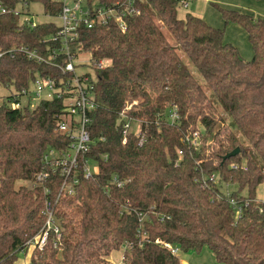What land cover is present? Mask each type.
<instances>
[{
    "label": "trees",
    "instance_id": "1",
    "mask_svg": "<svg viewBox=\"0 0 264 264\" xmlns=\"http://www.w3.org/2000/svg\"><path fill=\"white\" fill-rule=\"evenodd\" d=\"M179 1L135 0L138 13L126 17L125 30L114 20L79 29L71 52L110 64L95 69L87 125L93 143L78 156L73 194L61 192V167L36 181L47 167L44 155L70 144L58 130L68 95L12 106L38 76L55 78L64 91L70 73L20 51L47 57L61 47L51 40L59 25L32 26L22 13L0 12V85L18 92L0 103V264H15L35 241L49 203L61 238L51 228L43 249L34 245L32 264H115L109 258L119 250L123 264H182L164 243L208 248L223 264H264V202L257 199L264 182V18L219 7L226 24L245 29L253 50L246 59L223 29L190 12L180 17ZM31 3L51 16L62 8L55 0H0V9ZM135 100L129 115L141 127L125 136L120 113ZM88 160L99 167L90 178ZM224 183L237 189L228 193Z\"/></svg>",
    "mask_w": 264,
    "mask_h": 264
},
{
    "label": "built area",
    "instance_id": "2",
    "mask_svg": "<svg viewBox=\"0 0 264 264\" xmlns=\"http://www.w3.org/2000/svg\"><path fill=\"white\" fill-rule=\"evenodd\" d=\"M62 3L61 10L54 16L61 20L59 25V31L56 36L52 37V41H60L61 47L59 49H53L46 57L41 55L36 50H31L28 47H21L20 51L29 56L30 59L36 60L39 63L51 62L57 65L64 73H70L72 77L62 81L63 90L57 85V80L52 77L38 76L31 84L30 88H23L19 93V100L12 103L14 108H19L24 104L30 102L33 106L34 101L38 97H42L43 94L48 96L61 97L64 93L68 95L66 99V113L62 114L58 120V130L66 135L70 139V144L66 150H49L44 155V162L47 164L40 173L36 175L37 182H44L49 174L50 170L55 172L58 167H61L60 174L63 177L61 192L67 194H73L75 192V185L78 183L76 177H72V174L78 169V156L82 153H88L91 150L93 139L89 133L87 125L90 122L89 111L95 108V101L92 89L94 87V81L96 79L95 69L103 68L110 64L109 60L100 61L98 64H92L91 72L79 71V66H84L85 61H80V56L85 53L78 50L77 52H71V44L78 38L79 29L82 26L91 28L96 24H107L111 20L117 22L122 30L126 28L125 19L129 15L137 14L138 7L135 4V0H127L125 3H115L113 5H100L96 2L87 3L85 0H73V3H69V0H55ZM190 0H180V6L183 8L189 7ZM22 7H27L26 4L18 8H1L0 12H12L14 14H24V18L32 26H36L38 22L29 19L26 16V12L22 10ZM50 15V14H47ZM51 16V15H50ZM58 25V24H57ZM1 56V53H0ZM63 62L59 61V58ZM54 62V63H53ZM138 101L129 102L126 104L124 110L120 113L121 118L124 120L123 130L126 136L132 130H136L139 133L141 122L138 123L139 128L133 129L135 120L130 117L129 111L137 104ZM176 117L172 115V119ZM143 139L140 140V143ZM182 152L180 151V154ZM106 157V156H105ZM91 160L87 161L84 173L86 178L93 177L98 173V164L96 169H92ZM208 179L212 182H216V174L209 175ZM113 184L118 187L123 185V181L118 179L117 175H113L111 180ZM231 204L236 208V215L241 212V207L237 204L235 199H231ZM46 227L35 238L33 245H37L39 249H43L49 235V230L54 228L60 240L59 228L55 224L53 212L50 203L46 207ZM164 243L163 241H158ZM167 248L171 250L174 255H178L179 248L170 244L164 243ZM57 246V243L55 244ZM123 261V256H122Z\"/></svg>",
    "mask_w": 264,
    "mask_h": 264
},
{
    "label": "rangeland",
    "instance_id": "3",
    "mask_svg": "<svg viewBox=\"0 0 264 264\" xmlns=\"http://www.w3.org/2000/svg\"><path fill=\"white\" fill-rule=\"evenodd\" d=\"M69 3L72 4L73 0H69ZM189 4V8H183L180 6V17H184L189 12L206 15L208 20L204 19L202 16L200 17H202L211 26L223 29L224 36L227 41H231V43L233 42L238 47L242 55L244 51H247L248 53L251 52V56L248 59L252 58L253 50L248 41L245 29L235 23L226 24L219 7L239 9L242 12L264 18V0H190ZM22 10L27 13L26 16L29 19L36 22L52 21L58 25L61 24V20L59 18L45 14L44 7L41 3H31L29 7H22ZM79 60L85 61L84 66H79V71L91 72L90 53H83ZM191 69L195 71L193 66H191ZM11 92L18 94V92L15 91L13 85L10 87L0 85V103H2V101L5 99L4 96L10 94ZM46 96H48L47 93L43 94L42 97L36 98L34 103H37L41 98ZM220 110H222V108H220ZM138 125L139 124L135 122L133 129H138ZM245 145H247V143ZM90 165L92 169L97 168V164L95 162H91ZM31 185L32 183H29V186ZM236 189V184L224 183V190H226L228 193ZM243 193L244 191L242 194ZM257 199L264 202V182L257 187ZM33 247L34 245L31 244L25 251L19 252L15 260V264H32L30 257ZM122 254L123 250L115 251L112 253L109 259H111L115 264H123ZM178 257L181 263L182 261H185L187 264H223L214 258L213 253L208 248H204L201 252L179 250Z\"/></svg>",
    "mask_w": 264,
    "mask_h": 264
},
{
    "label": "crops",
    "instance_id": "4",
    "mask_svg": "<svg viewBox=\"0 0 264 264\" xmlns=\"http://www.w3.org/2000/svg\"><path fill=\"white\" fill-rule=\"evenodd\" d=\"M189 6H190V4H189ZM189 8V7H188ZM193 14H195V15H198V16H202L204 19H206V20H208V17L206 16V15H201V14H199V13H194V12H192ZM209 22V21H208ZM225 40L227 41V39L225 38ZM227 42H230L231 43V41H227ZM233 43V42H232ZM234 44V43H233ZM235 45V44H234ZM242 54V53H241ZM250 56H251V52H243V57L244 58H246V59H248V58H250ZM33 249V248H32ZM32 252V251H31ZM112 261V260H111ZM113 262V261H112ZM182 264H187V262H185V261H182Z\"/></svg>",
    "mask_w": 264,
    "mask_h": 264
},
{
    "label": "water",
    "instance_id": "5",
    "mask_svg": "<svg viewBox=\"0 0 264 264\" xmlns=\"http://www.w3.org/2000/svg\"><path fill=\"white\" fill-rule=\"evenodd\" d=\"M239 152H240V148L237 147L236 149H234V150L231 151L230 153L226 154V155L224 156L223 160H226V159H228V158H230V157H233V156L237 155Z\"/></svg>",
    "mask_w": 264,
    "mask_h": 264
}]
</instances>
